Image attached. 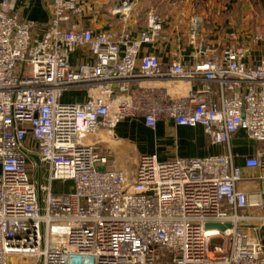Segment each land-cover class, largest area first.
I'll list each match as a JSON object with an SVG mask.
<instances>
[{
    "label": "built area",
    "instance_id": "obj_1",
    "mask_svg": "<svg viewBox=\"0 0 264 264\" xmlns=\"http://www.w3.org/2000/svg\"><path fill=\"white\" fill-rule=\"evenodd\" d=\"M10 5L0 2V264H264V58L247 61L240 29L203 50L202 18L185 43L156 10L140 27L131 0L98 31L78 21L85 0H49L42 32ZM252 40L264 42V22ZM174 81L203 84L177 94ZM131 119L202 126L229 148L243 129L262 149L244 166L231 151L142 154L130 177L85 138ZM44 166L46 182L33 176ZM247 169L258 170L256 194L237 187ZM58 181L70 189L56 192Z\"/></svg>",
    "mask_w": 264,
    "mask_h": 264
},
{
    "label": "crops",
    "instance_id": "obj_2",
    "mask_svg": "<svg viewBox=\"0 0 264 264\" xmlns=\"http://www.w3.org/2000/svg\"><path fill=\"white\" fill-rule=\"evenodd\" d=\"M127 0H85V9L83 15L78 18V21L85 27H91L95 30H102L108 28L112 22L118 20V16H113L108 13V9L113 6L120 5ZM136 6L135 17L139 20V26L143 25V14H138V6L141 5L140 0H131ZM1 2V0H0ZM10 9L16 13L20 19L30 20L37 24V26L43 29L50 22V8L49 0H10ZM241 11L242 16H239L237 20L241 24L240 31L242 33V41L248 48L247 61L250 64H257L264 58V42L255 43L252 40V33L254 27L259 22H264V10L261 5L251 6L249 2H246ZM230 20L233 14L228 12ZM227 13V14H228ZM244 16V17H243ZM232 25L230 22L225 23L224 28H220L215 34L209 35L206 38V44L203 50H206L207 46H218L223 40L228 37L229 28ZM188 53L194 52L193 47L187 48ZM157 52L160 54L163 63L168 64L170 61L169 51L166 49L164 52ZM81 56V52H76L73 55V61H77ZM201 81H182L172 82L170 84L171 89L177 94H185L192 87L197 88L202 86ZM69 100H83L85 98V92L75 91L71 92ZM87 143L99 142L104 147L110 159L117 168L124 171L127 174H131L130 166H127L129 158L138 162L139 157L142 154H155L160 160H168L176 156L187 158L206 157L213 154H228L230 151L234 155V161L236 165L244 166L247 158L257 156L261 151L262 145L250 139L245 130L241 129L233 137L230 148L225 145L212 144L210 137L205 132L202 126L187 127L177 126L173 122H167L161 120L158 122L156 128H150L146 126L144 120L134 119L125 120L121 122L114 130L101 129L96 134L89 135L85 138ZM131 150H136L134 155H130ZM125 153H128L127 155ZM127 156V159H126ZM248 177L240 181L237 187L249 194H256L262 188L261 182L258 178L257 169H247ZM36 171H33V176ZM42 178V177H41ZM46 182V181H45ZM54 190L56 192H64L70 189V183L54 182ZM259 211V210H258ZM264 213V207L260 210ZM264 241V229L260 233Z\"/></svg>",
    "mask_w": 264,
    "mask_h": 264
},
{
    "label": "rangeland",
    "instance_id": "obj_3",
    "mask_svg": "<svg viewBox=\"0 0 264 264\" xmlns=\"http://www.w3.org/2000/svg\"><path fill=\"white\" fill-rule=\"evenodd\" d=\"M141 5L138 6V14H142L148 10H156L161 13L166 21V25L174 33H178L181 40L185 43L189 41V33L191 29L192 18H202L203 23L200 27L202 34L201 40L206 41V38L216 33L220 28L225 27V23L230 22L231 25L236 28H241V24L237 18L242 16L246 2H249L251 6L261 5L264 10V0H140ZM233 14L232 19L228 17L229 13ZM228 13V14H227ZM244 17V16H243ZM264 17V16H263ZM75 92V91H72ZM71 91L65 94V99L69 100L71 97ZM130 155H134L136 150L130 152L126 150ZM128 153H125L126 155ZM110 157V156H109ZM127 159V156H126ZM111 160V159H110ZM127 166H130L132 173L128 174L130 177L134 175V171L137 166V161L129 158ZM115 165V163H114ZM116 166V165H115ZM117 167V166H116ZM37 173V179L42 177V182L46 181L47 169L44 166L42 171L35 170ZM223 242L220 238H215L214 244H221Z\"/></svg>",
    "mask_w": 264,
    "mask_h": 264
},
{
    "label": "water",
    "instance_id": "obj_4",
    "mask_svg": "<svg viewBox=\"0 0 264 264\" xmlns=\"http://www.w3.org/2000/svg\"><path fill=\"white\" fill-rule=\"evenodd\" d=\"M35 158L38 160L37 156H35ZM207 227H218L221 229H225L226 227H231V224L223 225L220 223H209L207 224Z\"/></svg>",
    "mask_w": 264,
    "mask_h": 264
}]
</instances>
